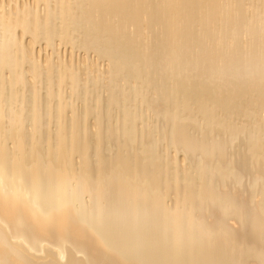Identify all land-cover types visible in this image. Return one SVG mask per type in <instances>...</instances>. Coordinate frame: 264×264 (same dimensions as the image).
<instances>
[{
  "label": "bare ground",
  "instance_id": "obj_1",
  "mask_svg": "<svg viewBox=\"0 0 264 264\" xmlns=\"http://www.w3.org/2000/svg\"><path fill=\"white\" fill-rule=\"evenodd\" d=\"M0 264H264V0H0Z\"/></svg>",
  "mask_w": 264,
  "mask_h": 264
},
{
  "label": "water",
  "instance_id": "obj_2",
  "mask_svg": "<svg viewBox=\"0 0 264 264\" xmlns=\"http://www.w3.org/2000/svg\"><path fill=\"white\" fill-rule=\"evenodd\" d=\"M164 249H166L165 247H163ZM168 249V248H167Z\"/></svg>",
  "mask_w": 264,
  "mask_h": 264
}]
</instances>
